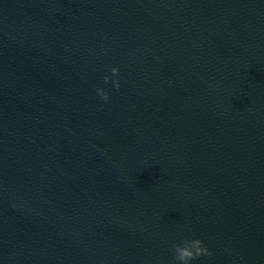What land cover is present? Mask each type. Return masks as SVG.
Instances as JSON below:
<instances>
[{"label": "water", "instance_id": "95a60500", "mask_svg": "<svg viewBox=\"0 0 264 264\" xmlns=\"http://www.w3.org/2000/svg\"><path fill=\"white\" fill-rule=\"evenodd\" d=\"M185 238L264 264V0H0V264Z\"/></svg>", "mask_w": 264, "mask_h": 264}, {"label": "clouds", "instance_id": "9594fccd", "mask_svg": "<svg viewBox=\"0 0 264 264\" xmlns=\"http://www.w3.org/2000/svg\"><path fill=\"white\" fill-rule=\"evenodd\" d=\"M111 75L103 77L104 84H112V86L119 91L121 88L120 68L112 67ZM115 78V79H114ZM97 95L104 102L110 101L111 97L108 91L103 87L96 88ZM174 259L172 264H192L193 261L201 257H211L212 251L204 244V241L199 238H185L182 243L173 245Z\"/></svg>", "mask_w": 264, "mask_h": 264}]
</instances>
